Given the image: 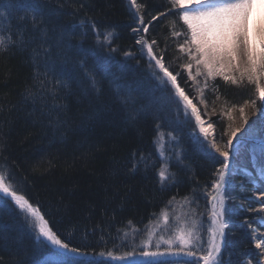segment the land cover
Here are the masks:
<instances>
[{
  "label": "trees",
  "instance_id": "obj_1",
  "mask_svg": "<svg viewBox=\"0 0 264 264\" xmlns=\"http://www.w3.org/2000/svg\"><path fill=\"white\" fill-rule=\"evenodd\" d=\"M30 3L41 5L52 41L63 36L64 43L53 48L48 59H37L32 50L39 46L38 38L27 48L12 47L0 54V175L5 183L39 209L59 238L94 253L89 255L125 256L127 232L146 227L171 208L175 219H198L193 209L200 207L206 243L212 228L205 203L211 193L196 206L184 198L201 186L207 189L219 163L196 141L193 133L202 138L191 116L166 82L162 87L146 48L136 43L141 37L149 44L155 40L153 53L176 76L178 87L191 94V80L183 71L185 54L179 47L188 34L178 5L173 6L172 0H137L144 5L140 15L145 23L157 16L145 33L137 10L127 0H0L4 13L0 33L5 40L18 35L26 24L25 34L31 32L34 13L25 11ZM92 24L99 35L91 30ZM106 33L112 34L111 46L104 41ZM82 63L99 81L96 88L91 87ZM117 86L124 95L130 92L135 103H122ZM210 87L202 94L204 114L214 128V142L223 149L233 130L229 111L243 107L253 120L259 115L245 101L258 97L254 86L246 83L216 79ZM168 97L162 104L161 99ZM158 131L164 133L162 158ZM162 165H167L169 177L163 184L158 175ZM247 186L249 197L251 186ZM241 193L237 187L229 190L236 199L225 205L232 215L222 238V264L248 260L257 264L244 226L251 219L245 210L254 206ZM0 209V264H112L56 256L38 240L32 218L30 226L25 214L2 198Z\"/></svg>",
  "mask_w": 264,
  "mask_h": 264
},
{
  "label": "snow or ice",
  "instance_id": "obj_2",
  "mask_svg": "<svg viewBox=\"0 0 264 264\" xmlns=\"http://www.w3.org/2000/svg\"><path fill=\"white\" fill-rule=\"evenodd\" d=\"M173 6L179 5V19L183 21V24L187 26L188 33L190 35L184 40L183 44L179 47L181 51L185 50V45L189 46L190 57L195 58L196 64L203 65L207 70L208 76L219 75L222 76L225 81H230L233 85H239L247 81L248 84L255 86V93L258 99L251 101H245V103H251L254 110L259 114L258 119L264 125V20H262L257 27L254 24H250L251 15L253 8L264 5V0H172ZM131 5L137 10V15L140 16L139 25L143 28V31L147 33L149 26L152 21L157 20V16H152L151 21L145 23L144 18L140 15V12L144 5L137 3V0H131ZM31 10L34 15L30 18L31 32L27 35L29 25L26 24L25 28L20 30L18 35L8 40L3 38V34L0 33V54L7 52L12 47L27 48L37 38L40 43L39 46L33 48L37 59L43 56L45 59L50 58L54 55L52 49L58 48L63 45L64 40L61 36L55 42L52 41V37L49 35V29L42 19V8L39 3H30L25 11ZM4 15L0 12V17ZM158 15L163 16L165 13H159ZM27 17H21L22 21L27 20ZM91 30L97 32V27L92 24ZM138 28H133V32H138ZM111 33L104 34V41L111 46ZM174 36L182 35L181 32H173ZM138 45L146 47L148 55L152 60L155 61L164 73L166 77L171 81L172 85H176V76L172 75L168 69L162 63V59H158L153 53L152 45L157 42L152 40L149 44L144 37H141L136 41ZM257 45L259 46L257 48ZM194 46L195 51L192 52L191 48ZM113 52L117 49L113 48ZM125 56H131V52H125ZM240 58L241 62L233 64L232 62ZM227 59L228 66L235 73L239 75H225L219 70L221 63ZM82 68H85V73L89 78V82L92 88H96L99 81L96 80L95 75L90 69H87L85 65L81 64ZM191 68V64L187 65ZM159 78V77H158ZM177 92L180 97L188 104L191 105L192 101L184 91L177 88ZM31 94V93H30ZM117 95L120 97V101L127 104H134L135 100L132 94H122V90L117 86ZM168 98H162L161 103H165ZM241 119L243 125H247L243 132L240 129H234L231 132V136L228 139L224 148L213 144L208 147L207 141V129L203 127L204 121L201 120V116L197 109L193 106L192 112L195 113L196 120L201 124L200 132L205 134L204 139H200L193 133L196 141L205 148L206 151L211 152V148H215L216 152H219L220 157L223 160L220 161L221 167L217 169L216 179L212 188L215 190L211 194L212 198V223L215 228L212 230V240L208 244L207 248L204 246L202 240V221L197 219H181L177 217V226L179 227V235L176 239L179 241L181 248L179 252H169L168 255L173 258L177 264H222L221 260V243L216 239L217 236L224 237L226 235L225 229L229 227V221L231 220V211L226 208V200H234L235 196L229 194L228 186L231 184V177L235 174L233 171L232 161L235 159L234 154L230 149L243 146V142L246 137L254 135L258 130L255 122L250 121L247 116L244 115V109L241 107ZM160 127L159 125L157 126ZM211 127V125H209ZM240 133L237 135V133ZM168 136L174 139L172 133L169 132ZM164 138V133L157 132V143ZM158 151L161 149L158 147ZM264 152V147H262ZM215 157V153H212ZM179 157V153H177ZM145 158L141 157V161ZM218 159V158H217ZM137 167L133 165V169ZM258 176L261 181H264V165H261L258 170ZM159 178L163 184L168 179L167 165H162L159 172ZM255 185V181H253ZM0 195L4 197L5 204L14 202L18 209L25 214V219L28 221L30 226L33 225L35 218L38 221L35 227H38L39 235L44 237L50 244L41 241V244L48 248L49 251L56 256H71L73 258L77 256H85L94 253H88L81 251L78 246H71L69 241L62 240L58 234L54 233L49 227L44 217L40 214L38 208L33 207L29 199L24 195L18 194V191L14 187H10L5 183V177L0 175ZM174 199V198H173ZM188 201V197L184 198ZM264 203V201H258ZM2 210V209H0ZM193 215L195 210L193 209ZM202 215V214H201ZM168 216H165V220L168 221ZM264 226V225H262ZM173 227L171 224L166 225L165 231ZM264 244V238H259ZM171 240L165 241V243L171 244ZM159 247V245H157ZM181 253L185 260L180 259ZM133 252L126 253L125 256L116 257L113 256L112 252H108L107 255L113 259H126L129 256H133ZM100 256H104V253H99ZM143 257L157 258L164 256L163 252H150L147 250L142 251ZM247 264H252V260H248ZM257 264L259 262L257 261Z\"/></svg>",
  "mask_w": 264,
  "mask_h": 264
},
{
  "label": "rangeland",
  "instance_id": "obj_3",
  "mask_svg": "<svg viewBox=\"0 0 264 264\" xmlns=\"http://www.w3.org/2000/svg\"><path fill=\"white\" fill-rule=\"evenodd\" d=\"M130 2H131V0H130ZM193 2H194V0H193ZM262 6L263 5H261L260 7H257V8H253L250 24H254L258 27L260 22L262 20H264V14H263V7ZM178 8L180 10V6ZM257 14L259 16H257ZM184 27L187 31L188 36H189L190 33H188L187 26L184 25ZM258 47L259 46L257 45V48ZM188 49H189V46L185 45V50L183 51V53L185 54L186 65L184 66L183 71L185 72L187 77L191 80L190 82L192 85H191V88H189V89H192V91H191V94H189V95L185 94V95H187L189 97V99L192 101L191 106L192 107L194 106L197 109V111L199 112V114L201 116V120L204 121L203 127H205L207 129V140H209V143H211L210 144V147H211V145L215 144V142H214L215 133H214L213 126L211 125V123L209 122V120L206 117L207 114L206 115L204 114L205 105L203 104L202 94L207 89L208 90L211 89V87L209 88V86L213 84V81H215L216 79H219V80H224V79L222 76H219V75H214L211 77L208 76L207 70L204 68V66L202 64L198 66L195 62V58L190 57ZM191 51L192 52L195 51L194 46L191 48ZM146 53L148 54L147 48H146ZM149 59L154 62L153 64L155 65L157 72L161 75L162 87H164L165 82H166L169 86L176 87V89H177V82H176V85H172L171 81L168 79V77H166L164 75L163 71L158 66H156L155 61L152 60L150 56H149ZM240 62H241V60L238 57L237 60L233 61L232 63L235 65V64L240 63ZM189 64H191V68L187 67V65H189ZM219 70L222 71L225 75H229V76H232V75L238 76L239 75L238 73H235L231 68H229L227 59H225L221 63ZM224 82L228 83L230 81L224 80ZM245 83L248 84L247 81L243 82L242 84H245ZM239 85H241V84H239ZM248 86H251L250 88H252V86H254V85L248 84ZM254 89H255V86H254ZM175 92L173 91L174 97L177 98L176 94H178L179 97L177 99L182 100V101L179 100L180 101L179 103L182 105V107L184 109H186V105H185L186 103L183 104V98L180 97L178 92H176V93ZM190 96L191 97L194 96L196 102L194 100H192V98ZM200 109L203 112V116H202ZM240 109L235 110V111L231 110V111H229L228 115H229V119H230L229 121H231V123H232L233 130L234 129H240V132H243L244 128L247 127V125H243V121L241 119ZM244 115L247 116L250 121L255 122V125H256L258 130L256 131V133L254 135H251V136H248L245 138L242 147L238 146L236 148V151H234L235 148L230 149V151L234 152L233 154L238 153V156H239L242 154L243 151L247 150V147L245 145L247 143H249V144L253 145L254 151L250 152L247 156H250V158H251V156L253 155L254 158H257V153L255 152V150H256L255 146L257 147V145H255V143L259 142L258 140H260L261 138H264V134H260V132H259L263 128L264 125H262V123L259 119H256L258 117H255L252 120L250 118L249 112H248V114L244 112ZM190 116L192 117L193 121L195 122V125L198 124V122H196L194 120V118L191 114H190ZM209 125H211V127H209ZM200 128H201V124L198 125L196 129H197L198 133L202 136V138H204L205 134L200 132ZM239 134L240 133L238 132L237 135H239ZM210 138L213 139V143H212V140H210ZM215 145H217V144H215ZM158 147L161 149V151H159V156L162 158L163 157L162 156V150H163V141L162 140L158 144ZM211 149L218 157H220L219 152H216L215 148H211ZM220 158L223 159V157H220ZM237 162L238 163L235 165L234 160L232 161L233 171L235 174L231 177V184L228 186L229 190L232 187H234V188L237 187V190H240L242 192L240 195L243 198H247V200H250L252 203H254V208L251 209V211L245 210V212H247V213L250 212L249 214H251V215H255L257 213L264 214V204L261 202H258V201H263L262 198L264 197V191L263 190L260 191V192H263L262 195L256 194L257 187H255L251 184L253 176L249 173V171H251V166L250 165L248 166L247 164L240 162V161H237ZM262 163L264 164V159H263ZM242 172L248 174L249 176H245L244 174H243L244 176H242ZM236 179H240V180L242 179V180L237 182ZM250 179H251V181H250ZM257 183H259V182H257ZM247 185H250L252 187L251 194L249 195V197L247 196V194L245 192V190L248 187ZM261 187H262V189H264V184L261 183ZM261 196H262V198H261ZM227 201L228 200L225 201V205H226ZM205 204H206L205 205V208H206L205 214H207V212L212 213V200L211 201L209 200ZM175 208H176V206H175ZM172 210H173V208H171L170 210H167L168 212L166 211L163 214H160L153 222L149 223L146 227H144L140 230L131 229L127 232L128 233L127 236L124 237V241L127 244H126V246H124V248H125V250H127L128 253L130 251L133 252V250H134V253H137V254L133 255L134 258H131L127 261L123 260L122 261L123 263H126V262H143L144 263V262L160 260V259H162V257H166V256H168L166 258H172L171 256L167 255L169 252H179L181 245H180L179 241L176 239V237L179 235V227L177 226V222H175L177 219H175V216L171 214ZM195 211H197V214H198L197 220L200 221L201 217H202L201 208L200 207L198 209L196 208ZM165 216H168V218H169L168 221L165 220ZM210 218H211V225H212V230H213L215 228V225L212 223V216L211 215H210ZM193 219H195V218L193 217ZM262 222H264V218L262 219ZM37 223H38V221H37ZM168 224H171L173 227H171L167 231H165L166 225H168ZM37 231L39 234L38 227H37ZM212 235H213V232H211V234L209 236V240H207V242L204 243L205 248H207L208 244L211 242ZM39 237L45 241L44 237H42L40 235H39ZM219 238H220L219 236L216 237V239L218 241H220ZM252 238H253V244H254V248L256 250L258 262H259V264H264V244H262L261 243L262 240L259 239V238H264V232L254 230L252 232ZM169 240L172 241L171 244L165 243V241H169ZM46 243L50 244V242H46ZM157 245H159V247H157ZM144 250H147L150 252H163V253L167 252V254H165V256H161V257H157V258H151V257L146 258V257H143L141 255L142 251H144ZM75 258L76 259H82V260H90V259H93L94 257L89 256V255H85V256H77ZM109 259H112V258L109 257ZM115 261L122 263L120 259L112 260V262H115Z\"/></svg>",
  "mask_w": 264,
  "mask_h": 264
},
{
  "label": "bare ground",
  "instance_id": "obj_4",
  "mask_svg": "<svg viewBox=\"0 0 264 264\" xmlns=\"http://www.w3.org/2000/svg\"><path fill=\"white\" fill-rule=\"evenodd\" d=\"M194 3H195V0H194ZM179 7V6H178ZM263 7V14H264V5L262 6ZM179 9V8H178ZM257 16H259L258 14H257ZM258 19V18H257ZM177 88H179L178 87V85H177ZM180 89V88H179ZM176 96H177V98L179 97L178 96V94H176ZM176 98V99H177ZM179 100H181V99H177V101L178 102H180ZM182 101V100H181ZM186 102H184V100H183V104H185ZM185 105H187V107H188V109H189V112L192 114V116H193V118H194V120L196 121V122H198L197 120H196V116H195V113H193L192 112V107H191V105H188L187 103L185 104ZM193 121V120H192ZM193 123H194V127H195V129L197 128V126L198 125H200V123L198 122V124H196L195 125V122L193 121ZM260 134H264V132H260ZM202 139H204V138H202ZM210 140H212V143H213V139H211L210 138ZM259 142H256L255 143V145H257V147L255 146V152L257 153V158H258V161L260 162V163H262L263 162V159H264V152H262V147H264V138H261L260 140H258ZM211 142V141H210ZM160 143V141L158 142V144ZM206 143L207 144H209V146H210V144L211 143H209V140H207L206 141ZM216 144V143H215ZM249 143H247L245 146L247 147V150L246 151H243L242 152V154L241 155H239L238 156V158L241 160V161H246V163H247V165L249 166V165H252V161L250 160V159H254V160H257V158H254V156L252 155L251 156V158H249L247 155L250 153V152H252V151H254V148H253V145L252 144H249ZM197 145H198V143H197ZM200 146V145H199ZM244 149V148H243ZM242 149V150H243ZM234 151H236V148L234 149ZM208 153H209V155L213 158L214 156L212 155V153H214L213 151H212V149H211V152H209V151H207ZM232 152V151H231ZM232 153H234V152H232ZM238 154V153H237ZM210 157V158H211ZM218 158V159H217ZM223 159L222 158H220V157H218L216 154H215V157L213 158V161H215V162H218L219 163V165L217 166V168L215 169V172L213 173V177H212V180H210V182H209V185H208V188L206 189L204 186H201V187H199L198 188V191H196V194H194L192 197H190L189 199H188V201L187 202H193V205L194 206H196L197 204H198V202H201L202 201V199H206L207 198V195H209V193H212L213 191H215L213 188H212V184H213V182L216 180V179H218V176L216 175L215 176V174L217 173V169H219L220 167H221V164H220V161H222ZM258 172H255V171H253V172H251V174L254 176V177H256V176H258V174H257ZM259 177V176H258ZM169 179V178H168ZM259 179V183H264V181L262 182L261 180H260V178H258ZM261 190L259 189V190H257L256 191V194H260V195H262V192H260ZM261 198H262V196H261ZM249 202H251L250 200H248ZM246 203V202H245ZM15 204V203H14ZM264 204V203H263ZM252 205L254 206V203H252ZM251 205V206H252ZM14 208H17L16 206H14ZM239 208L241 209V207L239 206ZM243 209V208H242ZM162 212H163V210H162ZM232 212V211H231ZM208 213V217H209V220H210V212H207ZM250 212H248L247 213V215H250L251 216V219H250V223H248V224H244V226H246V230H247V239H248V241H249V244H250V247H251V250L254 252L255 251V253H256V250H255V248H254V244H253V238H252V232L254 231V230H256V231H260V232H264V226H262L263 224H264V222H262V219L264 218V214H261V213H257V214H255V215H251V214H249ZM40 214H41V212H40ZM42 215V214H41ZM43 216V215H42ZM203 221H205L204 219H203ZM206 222V221H205ZM210 222H211V220H210ZM249 224H251L250 225V227H247ZM45 239V238H44ZM23 240L24 241H26V238H25V236H23ZM29 240V239H28ZM30 241V240H29ZM46 241V240H45ZM47 242V241H46ZM262 243V242H261ZM256 256H257V254H256ZM258 260V259H257Z\"/></svg>",
  "mask_w": 264,
  "mask_h": 264
}]
</instances>
